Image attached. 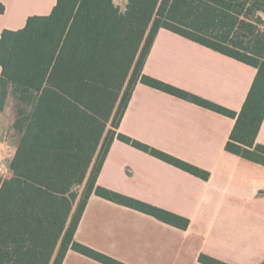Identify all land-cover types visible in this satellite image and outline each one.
Returning a JSON list of instances; mask_svg holds the SVG:
<instances>
[{"label": "trees", "instance_id": "trees-1", "mask_svg": "<svg viewBox=\"0 0 264 264\" xmlns=\"http://www.w3.org/2000/svg\"><path fill=\"white\" fill-rule=\"evenodd\" d=\"M162 29L256 69L239 113L144 74ZM0 65V113L10 102L16 139L11 177L0 180V264H63L69 249L125 264L75 240L92 194L189 227L187 218L97 184L116 139L210 177L117 133L138 84L235 119L226 150L264 166V145L257 142L264 122V0H127L125 11L114 0H57L49 15L2 33Z\"/></svg>", "mask_w": 264, "mask_h": 264}, {"label": "crops", "instance_id": "crops-1", "mask_svg": "<svg viewBox=\"0 0 264 264\" xmlns=\"http://www.w3.org/2000/svg\"><path fill=\"white\" fill-rule=\"evenodd\" d=\"M115 4L119 6L114 0ZM57 0H0V37L29 17L49 15ZM127 0L124 7L125 11ZM2 67L0 65V74ZM256 69L160 30L144 74L239 113ZM236 120L138 84L117 133L210 173L185 172L115 140L97 184L190 220L187 229L92 194L75 240L125 264L264 262V166L226 150ZM257 142L264 145V122ZM63 264H103L69 249Z\"/></svg>", "mask_w": 264, "mask_h": 264}, {"label": "rangeland", "instance_id": "rangeland-1", "mask_svg": "<svg viewBox=\"0 0 264 264\" xmlns=\"http://www.w3.org/2000/svg\"><path fill=\"white\" fill-rule=\"evenodd\" d=\"M124 7L126 0H115ZM11 103L0 113V180L11 177L10 165L16 152V139L11 133ZM110 128V127H109Z\"/></svg>", "mask_w": 264, "mask_h": 264}]
</instances>
